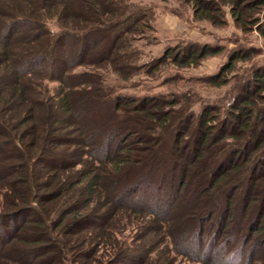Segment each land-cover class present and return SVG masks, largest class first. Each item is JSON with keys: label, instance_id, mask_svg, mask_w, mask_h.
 Here are the masks:
<instances>
[{"label": "trees", "instance_id": "obj_1", "mask_svg": "<svg viewBox=\"0 0 264 264\" xmlns=\"http://www.w3.org/2000/svg\"><path fill=\"white\" fill-rule=\"evenodd\" d=\"M186 1L217 25L228 5L242 29L264 38V0ZM127 8L0 0V68L9 65L0 72V264H175L177 255L264 264V66L224 112L206 103L196 115L187 95L114 94L106 74L150 76L170 53L141 62L137 44L151 27ZM187 48L172 59L186 55L179 64L190 65L220 51ZM238 54L215 79L246 58ZM172 202L181 210L167 228ZM127 230L136 231L130 242ZM173 230L197 243L182 250L166 237ZM158 242L166 255H155Z\"/></svg>", "mask_w": 264, "mask_h": 264}, {"label": "rangeland", "instance_id": "obj_2", "mask_svg": "<svg viewBox=\"0 0 264 264\" xmlns=\"http://www.w3.org/2000/svg\"><path fill=\"white\" fill-rule=\"evenodd\" d=\"M115 1L118 2V0ZM122 4L128 7L127 16L141 12L144 17L140 24H147L151 27L144 39L137 44L138 48L145 52V57L141 62L152 63L154 59L165 56L167 51L170 53L164 61L158 64L150 76L142 71L141 74L131 79L122 80L114 74H106L105 83L114 94L139 97L179 95L181 98L187 95V99L191 102L190 109L196 115L200 113L206 103L218 105L224 112L233 95L241 88L245 78L255 69L264 66V38L256 26L251 30L242 29L235 22L228 5H221L225 22L217 25L210 20L197 18L192 4L186 0H122ZM57 23L56 20L48 21L47 28L51 29L54 34L61 30ZM20 33V30L16 32L17 37ZM191 44L198 46L209 44L218 47L220 51L208 54L198 59L196 63L191 62L190 65L179 64L181 61L187 60L186 55H180L176 62L172 59V56L179 50L184 49L186 53L189 52L187 47ZM16 49L18 50L15 53L22 57L24 54L21 53V49L18 47ZM234 52H238L246 58L235 60L231 69L224 71L222 77L215 79L214 75L229 61ZM8 69V64L3 65L0 72ZM25 75L33 77L27 73ZM32 79L36 81L35 78ZM22 82L26 84L27 81L23 80ZM57 85V82H53L50 87L53 89ZM186 206L185 209H187ZM171 209L172 212L162 221L167 228L170 223L174 222L173 214L181 210V204L172 202ZM154 223L152 222V227ZM153 231V229L149 230L146 237L155 235ZM123 233L126 239L130 237L128 238L130 242L136 231L127 230ZM166 237L169 241H176L175 243L179 244L182 250L192 248L194 243H197L189 235L177 234L176 230L169 232ZM153 244L155 243L145 245L153 246ZM163 245L162 242H158L155 255L157 252H162L158 251V248ZM162 254L166 255L165 252ZM219 262H223V257H219ZM175 264L194 263L177 255Z\"/></svg>", "mask_w": 264, "mask_h": 264}]
</instances>
